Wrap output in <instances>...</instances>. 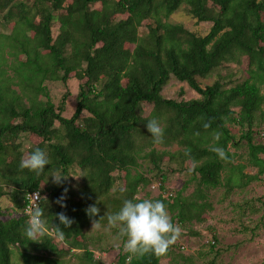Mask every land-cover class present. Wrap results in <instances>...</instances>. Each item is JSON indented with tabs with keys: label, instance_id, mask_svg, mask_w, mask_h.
Wrapping results in <instances>:
<instances>
[{
	"label": "trees",
	"instance_id": "1",
	"mask_svg": "<svg viewBox=\"0 0 264 264\" xmlns=\"http://www.w3.org/2000/svg\"><path fill=\"white\" fill-rule=\"evenodd\" d=\"M181 9L198 23H210V32L202 36L170 23ZM0 13L6 30L10 20L15 24L10 36L0 31V64L5 51H12L9 83L20 88L13 90L9 83L0 88V201L7 197L14 211L7 219L0 208V264H14L12 248L24 264H61L65 249H59L58 240L85 250L80 264H100L88 250L85 230L93 222H107L141 188L160 182L162 193L152 200L164 203L175 226L187 228L203 223L213 210L212 191L224 186L227 193L244 190L264 175V144L255 142L264 130V0H0ZM244 58L250 79L233 86L221 80L201 85L200 80ZM172 77L200 99L179 103L163 98ZM71 78L79 82V92L68 118ZM48 81L62 82L66 89L59 106L44 87ZM143 106L151 107L148 116ZM153 119L163 132L157 139L145 128ZM157 144L179 150L160 152ZM242 147L247 165L235 166L230 149ZM36 148L50 162L40 174L19 166ZM140 159L150 166L147 173L138 170ZM189 163L192 178L174 194L166 187L168 170L183 173ZM249 167L258 174H245ZM74 169L82 178L79 193L68 183ZM119 173L123 178L118 179ZM120 180V199H113ZM191 184L195 189L186 195ZM36 191L42 194L39 210L49 232L31 241L24 234L25 206L28 194ZM90 206L99 209L95 216L87 213ZM60 213L71 221L67 227L60 224ZM214 243L209 253L217 259ZM176 245L163 254L133 256L131 264L173 260ZM43 251L57 257L43 256ZM127 256L121 254L117 264H125ZM178 257L183 264H195L194 257Z\"/></svg>",
	"mask_w": 264,
	"mask_h": 264
},
{
	"label": "rangeland",
	"instance_id": "2",
	"mask_svg": "<svg viewBox=\"0 0 264 264\" xmlns=\"http://www.w3.org/2000/svg\"><path fill=\"white\" fill-rule=\"evenodd\" d=\"M29 4H32L34 0H23ZM4 13H0V31L10 36L13 34L14 21L10 20L7 27H2V17ZM169 22L172 24L182 25L187 30L196 33L198 35H206L210 32L212 25L210 23H198L194 20L185 9H181L176 12ZM152 22L150 21L149 24ZM141 34L147 32L146 27L140 30ZM54 38L59 34V25L56 24L52 30ZM7 36V37H8ZM8 40V39H6ZM9 47V46H8ZM134 48V47H133ZM10 50L5 51L6 60L4 64H0V88L4 83H9L10 79L14 75L12 64L14 59L11 57ZM21 58H23L21 56ZM249 61L247 58L241 60L239 64H228L221 68L216 74L208 79L200 80L203 87L211 86L215 81L221 80L229 86L241 84L244 81L250 79ZM9 85H12V83ZM47 88L51 100L56 106H59L66 89L62 82L48 81L44 84ZM264 94V85L261 87ZM12 89L20 91L18 85H12ZM68 90L70 97L67 102V111L65 117H72L77 107V96L79 92V82L71 78L68 82ZM162 96L166 100H173L176 102H189L200 99V96L194 92L190 87L171 78L168 85L163 89ZM151 107L143 106V112L145 116H148ZM234 133L237 134V130L234 129ZM255 142L264 144V130L260 131L255 137ZM30 143L25 142L24 147L29 148ZM157 151H169L176 152L179 150L177 145L163 147L159 144L154 147ZM232 153L236 154V158L233 162L235 166L240 164L247 165V150L246 148H231ZM264 159V157H261ZM141 166L138 170L144 173L149 171L150 166L144 162V159L138 161ZM167 164V163H166ZM192 166L189 163L186 172L183 173H170L168 170V183L167 188L173 190L174 194L180 191L185 184H187L192 178ZM166 167V166H165ZM173 170H176L175 165L171 166ZM167 171V170H166ZM133 174H136L133 170ZM245 174L256 176L258 174L257 169L246 168ZM118 179L123 178L124 174H117ZM68 183L73 187L76 193H79L82 178L78 169H74L71 173ZM158 183L154 182L146 188H141L136 195L137 200L157 198L161 193L160 189L152 190V185ZM124 188V182L122 180L117 182L115 190L112 192L113 199H120V191ZM195 189V185L191 184L186 192L191 194ZM225 186L221 187L210 194V201L213 206L211 212H207L204 215L205 221L201 224L194 223L191 227H178L179 235L175 240L177 244L174 248V252L177 257L173 260L171 257L164 258L161 264H183L178 255H183L187 258L194 257L195 264H264V175L259 176L258 180L253 181L246 189L235 188L231 193H227ZM7 192H11V187H6ZM173 194V193H172ZM0 208L4 210L5 218L10 219L14 216L12 203L5 197L0 201ZM170 217V216H169ZM47 232L48 229L46 230ZM87 236L88 250L95 256V260L100 264H117L119 256L124 254L123 244L124 237L120 234L117 227H111L107 222L95 223L93 222L88 229L85 230ZM213 240V241H212ZM217 241L215 246L216 251H220V255L217 259L215 253L210 254V245H214V241ZM58 240L59 249H65L63 254L59 256L61 264H80L81 258L85 253V250H78L71 248L68 244H64ZM214 243V244H213ZM181 247H184L183 250ZM13 256L12 260L14 264H24L19 252L16 248H12ZM43 256H50L56 258L54 254L42 252ZM40 255V256H41Z\"/></svg>",
	"mask_w": 264,
	"mask_h": 264
},
{
	"label": "clouds",
	"instance_id": "3",
	"mask_svg": "<svg viewBox=\"0 0 264 264\" xmlns=\"http://www.w3.org/2000/svg\"><path fill=\"white\" fill-rule=\"evenodd\" d=\"M145 128L154 139L163 135L162 129L155 119L150 120ZM49 163L45 152L36 148L27 159L20 161L19 166L22 169L26 168L40 174ZM53 178L56 181L61 179V177L56 179L54 176ZM86 211L90 216H95L99 209L90 206ZM57 216L60 224L65 227L71 224V221L63 213L57 214ZM41 217L42 212L40 210H33L24 229L26 238L31 241H36L47 230V226ZM107 221L111 227H117L120 234L126 237L123 244L124 252L128 253L125 264H131L133 256L146 253L163 254L178 237L180 231L171 221L164 203L161 200L147 198L125 200L117 212L107 216ZM60 234L62 235V233Z\"/></svg>",
	"mask_w": 264,
	"mask_h": 264
},
{
	"label": "built area",
	"instance_id": "4",
	"mask_svg": "<svg viewBox=\"0 0 264 264\" xmlns=\"http://www.w3.org/2000/svg\"><path fill=\"white\" fill-rule=\"evenodd\" d=\"M152 190H157L160 189L161 190V183H155L152 185ZM173 194H164V197H172ZM42 200V194L39 191L33 192L31 194H28V196L26 197V206H25V213L28 216V218H30L33 210H39L40 207V203ZM214 244V243H213ZM182 249L184 250L185 248L182 247Z\"/></svg>",
	"mask_w": 264,
	"mask_h": 264
},
{
	"label": "bare ground",
	"instance_id": "5",
	"mask_svg": "<svg viewBox=\"0 0 264 264\" xmlns=\"http://www.w3.org/2000/svg\"><path fill=\"white\" fill-rule=\"evenodd\" d=\"M161 193H162V191H161ZM161 193H160V194H161ZM164 194H172V193H163V195H164ZM167 198H170V197H167ZM40 204H41V203H40Z\"/></svg>",
	"mask_w": 264,
	"mask_h": 264
}]
</instances>
